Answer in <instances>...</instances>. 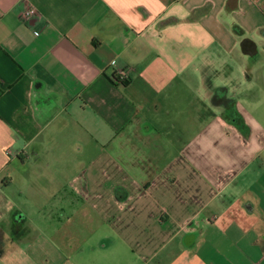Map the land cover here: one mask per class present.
Segmentation results:
<instances>
[{
    "label": "crops",
    "instance_id": "0c3cea01",
    "mask_svg": "<svg viewBox=\"0 0 264 264\" xmlns=\"http://www.w3.org/2000/svg\"><path fill=\"white\" fill-rule=\"evenodd\" d=\"M263 61L264 0H0V261L264 264Z\"/></svg>",
    "mask_w": 264,
    "mask_h": 264
},
{
    "label": "rangeland",
    "instance_id": "374dc122",
    "mask_svg": "<svg viewBox=\"0 0 264 264\" xmlns=\"http://www.w3.org/2000/svg\"><path fill=\"white\" fill-rule=\"evenodd\" d=\"M264 63V61H263ZM93 114H98L97 111H95ZM188 121V123L192 124V122H194L195 120H186V122ZM77 123V122H75ZM182 123V121H180L179 119L175 121V124L173 126V130L174 129H178L179 125L177 126V124ZM95 127L97 126V122H95ZM100 124H103L100 123ZM98 127H101L100 125ZM95 132L93 131L90 135L84 136V135H80V136H76V135H64V136H60L58 137L60 142L59 148L57 147H53V146H49V148L51 150H55V152H47L46 154L48 155V157L50 159L54 161H58L59 159H61L60 162H65V165L67 168H60L61 170V174L60 175H66L68 173L72 174H77L78 172H80L81 174L79 175H83L86 174V171L88 169V167L94 166L95 168H97V163L101 162L103 154H105L101 148L99 147V145L101 144V140L102 137L101 136H97L96 134H98L96 132V134H94ZM176 133V132H175ZM47 140H49V138L47 137ZM107 154H110L107 153ZM116 155V153H114ZM46 155V157H47ZM56 156H59V158H55ZM52 165V164H51ZM63 172V173H62ZM114 181L112 179L109 180V182L107 184H103V185H108L107 188H104L103 190L100 191L101 196L98 195V197L102 198L106 193H108V191H115V193L120 194V188L121 186L118 184L113 183ZM77 182L74 183V186H77ZM123 188V187H122ZM92 202V201H90ZM103 202L101 199L99 200H95L92 203H101ZM75 203L78 205V213H81V209L83 207V204L85 203V201H83L82 199H78V201L76 200ZM72 209H74V207H71ZM89 208V207H88ZM57 216H59L57 214ZM94 216V221L92 222V226H95L94 228L96 229L95 231V240H98L100 235H101V230L100 227L103 225H97L100 224L101 221H99V215L96 211H94L93 213ZM64 218H62L63 220ZM70 222H67L65 224V227H69ZM60 236V235H59ZM57 237V236H56ZM63 237V235H62ZM81 238V237H80ZM58 239V237H57ZM82 239V238H81ZM48 241V240H47ZM59 242H62V239L59 240ZM50 248V246H49ZM49 248H47L49 250ZM51 250V249H50ZM59 252L57 249H53L52 252H50V256L51 258H44L43 260H41L39 263H35L34 264H56V261L59 258ZM0 264H4V262L0 261ZM15 264H21L20 261H16ZM33 264V263H32Z\"/></svg>",
    "mask_w": 264,
    "mask_h": 264
},
{
    "label": "built area",
    "instance_id": "2783aa9c",
    "mask_svg": "<svg viewBox=\"0 0 264 264\" xmlns=\"http://www.w3.org/2000/svg\"><path fill=\"white\" fill-rule=\"evenodd\" d=\"M38 15V9L36 7L30 6L23 12L22 16L25 21H28L29 19ZM36 34H38V31H36ZM112 64L117 67L116 72L114 73L115 81L118 83H124L128 78V72L124 68H120L118 66V63H116L115 61H113Z\"/></svg>",
    "mask_w": 264,
    "mask_h": 264
}]
</instances>
